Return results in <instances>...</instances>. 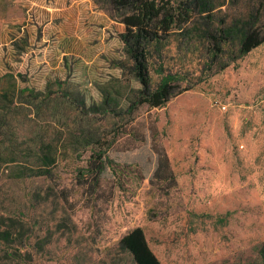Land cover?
I'll use <instances>...</instances> for the list:
<instances>
[{
  "label": "rangeland",
  "instance_id": "rangeland-1",
  "mask_svg": "<svg viewBox=\"0 0 264 264\" xmlns=\"http://www.w3.org/2000/svg\"><path fill=\"white\" fill-rule=\"evenodd\" d=\"M209 3L211 28L256 11L264 28V0ZM120 15L107 0H0V264H134L119 241L137 227L161 264H261L264 44L242 59L225 46L206 81L129 111ZM168 46V64L203 69L184 40ZM96 153L112 167L89 196ZM162 154L172 180L153 177Z\"/></svg>",
  "mask_w": 264,
  "mask_h": 264
},
{
  "label": "trees",
  "instance_id": "trees-1",
  "mask_svg": "<svg viewBox=\"0 0 264 264\" xmlns=\"http://www.w3.org/2000/svg\"><path fill=\"white\" fill-rule=\"evenodd\" d=\"M115 11L121 12L117 40L122 47L126 62L117 64L122 75L132 78L136 84L133 100L128 110L146 105L149 108L163 107L174 97L206 81L213 73L214 65L224 56L225 46L242 59L251 51L264 44V28L258 11L251 14L242 24L225 28H211V5L209 0H107ZM264 8V4L261 6ZM201 8H203L202 11ZM201 13H206L208 24L198 25ZM33 39V37H31ZM73 39L81 40L80 30ZM184 40L191 51H183V58L201 59L203 69L170 65L167 62L169 43ZM30 42V36L26 38ZM234 45V47H232ZM233 59V60H234ZM8 64V62H5ZM199 66V65H198ZM191 69V70H190ZM158 75L154 81L151 72ZM189 73H198L189 77ZM22 92L32 93L27 83H22ZM86 174H82L89 196L94 195L99 186L100 176L105 167H112L102 153L92 154ZM172 180L168 159L165 154L158 158L153 177ZM67 202L66 197H63ZM119 247L128 253L134 264H161L150 250L141 228H135L119 241ZM261 264H264V247L260 249Z\"/></svg>",
  "mask_w": 264,
  "mask_h": 264
}]
</instances>
